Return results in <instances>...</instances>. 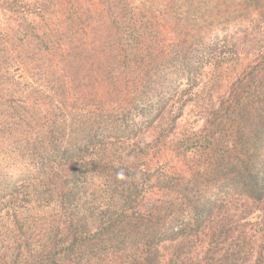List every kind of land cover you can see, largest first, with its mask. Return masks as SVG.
<instances>
[{
	"label": "trees",
	"instance_id": "16d2710c",
	"mask_svg": "<svg viewBox=\"0 0 264 264\" xmlns=\"http://www.w3.org/2000/svg\"><path fill=\"white\" fill-rule=\"evenodd\" d=\"M4 10L0 264H264V0Z\"/></svg>",
	"mask_w": 264,
	"mask_h": 264
},
{
	"label": "rangeland",
	"instance_id": "374dc122",
	"mask_svg": "<svg viewBox=\"0 0 264 264\" xmlns=\"http://www.w3.org/2000/svg\"><path fill=\"white\" fill-rule=\"evenodd\" d=\"M83 1L88 2L89 0H83ZM8 13H10V12L7 10H4V0H0V24L5 23ZM159 26L161 29L162 43L168 44L169 42H172L176 37L172 28L170 26H168L167 23H164L162 21L159 22ZM166 147H169V146H165V148ZM170 150H172V149L167 148V149L163 150L162 154L160 152V154H161V155L159 154L160 158H161L160 163H157V159H154L152 164L154 166H156V164H158L159 166L163 167L164 169H169V170L181 166V164H182L181 161H179L177 159V157L175 156V153L173 151H170Z\"/></svg>",
	"mask_w": 264,
	"mask_h": 264
}]
</instances>
